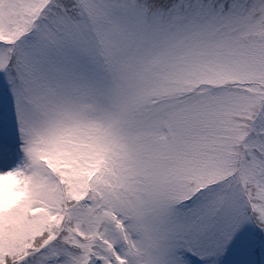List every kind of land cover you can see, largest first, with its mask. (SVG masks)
I'll return each mask as SVG.
<instances>
[{"label":"snow or ice","instance_id":"6c2138e0","mask_svg":"<svg viewBox=\"0 0 264 264\" xmlns=\"http://www.w3.org/2000/svg\"><path fill=\"white\" fill-rule=\"evenodd\" d=\"M0 264H264V0H0Z\"/></svg>","mask_w":264,"mask_h":264}]
</instances>
